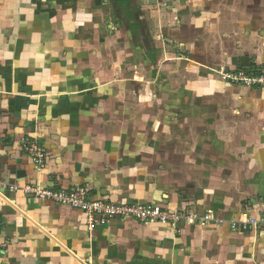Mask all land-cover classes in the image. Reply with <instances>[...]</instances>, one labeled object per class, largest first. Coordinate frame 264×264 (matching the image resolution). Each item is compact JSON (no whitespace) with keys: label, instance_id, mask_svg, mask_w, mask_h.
Returning a JSON list of instances; mask_svg holds the SVG:
<instances>
[{"label":"crops","instance_id":"obj_1","mask_svg":"<svg viewBox=\"0 0 264 264\" xmlns=\"http://www.w3.org/2000/svg\"><path fill=\"white\" fill-rule=\"evenodd\" d=\"M173 2L179 16L191 18L190 31L175 33L192 56L191 73L208 74L195 109L194 93L177 96L174 83L157 87L149 63L158 60L147 43L161 25L148 23L141 6L135 12L116 0H0V264H264V224L242 234L231 228L246 217L264 220V89L231 91L218 73L209 74L215 64L207 58L215 41L226 61L220 71L253 61L263 67L264 0ZM117 7L134 13L132 30ZM120 23L123 29L109 31ZM190 32L217 37L199 47L187 42ZM130 51L141 59L130 62ZM147 93L156 104L139 107L149 102ZM212 97L233 106L213 108ZM183 113L199 115L203 140L174 136L182 125L173 117ZM229 114L248 116L234 122ZM261 120L262 133L252 136L250 125ZM25 140L46 149L45 169L23 151ZM240 160L247 184L212 185L227 182L222 172H238ZM252 175L259 182L249 183ZM79 186L95 201L159 205L197 219L181 221L177 231L123 217L90 230L83 210L28 192Z\"/></svg>","mask_w":264,"mask_h":264},{"label":"rangeland","instance_id":"obj_2","mask_svg":"<svg viewBox=\"0 0 264 264\" xmlns=\"http://www.w3.org/2000/svg\"><path fill=\"white\" fill-rule=\"evenodd\" d=\"M111 1H113V0H111ZM117 1L119 2L120 0H116V2ZM128 1L130 3V9L134 10L135 12H136V10H139V6H141V8H144V10H145L144 14L146 15V18L147 19L151 18L150 21H148V23L151 21L152 22L153 21L154 22L159 21V23L161 25L160 27L156 26L157 27L156 29H154L155 27L153 28L152 34H153V36L155 34V36H157V37H153L152 38L153 40H151L150 43H147V44H149L148 49L154 48V50H152V49L151 50L155 52L156 60H158V62L155 64H153L152 62L149 63V61H148V63L151 65L152 70H155V72H157V75H159L160 81L158 82L157 87L159 89L160 88L163 89V86H167L168 84L173 85V83H174L173 88L175 89V91H173V92H175L177 96H180L181 92H185L186 93L185 95L189 94L188 95L189 97H190V94L194 93L195 97L192 99L190 106L194 109L199 108L198 106H202V105H200V103H202L201 97L204 96L203 92L205 90V87L209 86V84L207 83V80L205 81L203 78L207 77L208 74H205L206 76L198 75L196 73L192 75L193 72H192V70H190L192 63L190 61L186 60L188 58L190 59L192 56L190 54H188V50L186 49L185 45H183L184 42H182V40L178 38L179 35L175 34L178 32L179 29H183V28L188 29L189 27L185 23L189 22L191 18L188 19L185 16L184 17L179 16V13H178L179 6H176L177 4L174 5L173 0H128ZM105 3H106V1H105ZM178 5H179V3H178ZM186 5H183V2H182V7H186ZM128 6L129 5L127 4L126 7H128ZM232 6H234V4ZM119 9L117 7L116 16H119V15L124 16L126 18L127 23H128V28L129 29L131 28V30H132L133 27H135V26H133L131 24L130 20H133V19L130 18L129 15L134 14V13H131V11L125 10L126 14H124L123 13L124 9H121V11H119ZM139 19H141V17L138 18V21H139ZM134 20H137V19H134ZM125 24H126V22H125ZM123 28H124V23H120L118 25L113 24L112 28L109 27V31L114 33L115 31L121 30ZM189 31H190V28H189ZM233 31H236V30H233ZM148 32L150 34L149 29L147 30V33ZM194 35L195 34L191 33V32L187 33V36H186L187 42L194 41L199 45V47H201V44L204 43V40L205 41L211 40V39L215 40V38L217 37V36H213L214 34L209 35V36L206 35V37H203V39H204L203 40V39H200L198 37V35H195L196 37ZM138 37H136L137 40H139ZM157 41L160 43L159 44L160 46H158L157 44L154 43ZM212 43H213L212 44L213 49L211 48L210 55L207 58L209 61H212L215 65L211 66V67H214L213 68L214 70L212 72H210L209 74H211L212 76L213 75L215 76L216 74H214V73H218V75L215 76V79L217 81H222V83H224L223 85L226 88L228 87V89H231V91H232L233 90L232 86L235 87L236 85L232 84V82L229 78V75L233 74V72H236L238 70H244L247 67H242V68H238V69L237 68L232 69V68L227 67L226 70L220 71L221 69L218 68L217 65H219L223 62L226 63L225 57L224 56L222 57L223 53L221 51H220L221 52L220 53V52L214 50L217 48L216 42L213 41ZM219 47H222V46L219 45ZM150 49H149V51H150ZM143 51H144V49H143ZM130 53L131 54L130 55L128 54V56H127L130 62L133 61L132 59H137V61L139 59H141L138 57V54H136L135 51H130ZM203 53L204 52H200V54H202V56L205 57V55H203ZM113 54H116V52ZM199 56H201V55H199ZM129 61H127V62L129 63ZM252 63H255V62L253 61ZM144 64H147V63H144ZM222 65L223 66H221V68L225 66L224 63ZM129 66L130 65H128L127 67H129ZM250 66H248V67H250ZM140 68L141 69L139 70V72H141V71L148 72L143 67H140ZM145 68H146V66H145ZM163 69H165V70H163ZM208 71H210V69ZM130 74H133V73H130ZM147 74H149V73H147ZM224 75L225 76L227 75V77L225 78ZM212 81L214 84H216L214 79ZM201 84L203 86H201ZM170 89H172V87H170ZM147 96H148L147 99H149L148 100L149 102H147V103L146 102H142V103L139 102V107H140V105H143V104L144 105L149 104V103H151L152 105L156 104L153 100L154 98H152V96L149 93H147ZM159 101L161 103V95L159 97ZM190 101H191V98L187 102L189 103ZM180 102H181L182 108H184L188 104V103L184 104L183 99H181ZM219 102H220V105L224 104V106H227V107L233 106L232 100L225 99V100L221 101V100L213 99V97H212L211 101L207 102V104L214 108V107H218ZM241 102H242L241 100H240V102H234V105L239 106V104ZM241 105H243V103L240 104V107H241ZM188 106H189V104H188ZM190 114L187 115L186 113H183L181 116L179 114L174 115L173 118H174V121H176V123H178V127H179V125H182L180 130L178 132H176V134H174V136L175 137H180V136L183 137V135L185 134L187 136V138L190 137L192 139L194 138V140H203V138L198 137V135L201 134L199 129H198V125H199L198 116L199 115H194V114L190 115ZM213 114L214 113H210L209 116L214 117ZM225 115H227V114H225ZM228 116H231V114H229ZM245 116H248V114H241V115L237 114V116H235V117L231 116V118L234 117V122H236L235 118L238 122H242V118H244ZM225 118H227V117L225 116ZM210 123L215 125L214 119ZM226 124H227V122L224 120L223 126ZM229 126H230V124H229ZM234 127L236 128L237 126L235 125ZM250 128H252V130H250V131H252L251 132L252 136L257 135V133L261 134L262 131H260V130L263 129V121L261 120V121H259V123L253 122L250 125ZM217 129L222 130V128H220V127H218ZM223 132H225L224 129H223ZM243 132L244 131H242L241 133H243ZM144 134L146 135L147 133H144ZM150 139L153 142H155V140L152 137ZM223 140L229 141L230 140L229 135L224 134ZM239 162H243V161L240 160ZM213 163H215V162L213 161ZM243 164H244V162L241 163V166H239V169L237 170L238 172H236V170H227L225 172L224 171L222 172L223 178H225L224 180L227 182H223V180L221 178H219L218 181L214 180L212 185L213 186L217 185L218 187L221 185H224V186L228 185L229 187L231 186V187L236 188V187L244 186L245 184H247L248 180H246V178L240 179V177L244 173ZM226 165H227V167H226ZM224 167H226V169L228 168V162L224 163ZM259 178L254 177V175H252V177L248 178V179H250L249 183H255L256 181L259 182V180H260ZM245 180H246V182H244ZM260 198H261L260 195H257V199H260ZM245 201H247V200H245ZM250 204H253V203L250 201Z\"/></svg>","mask_w":264,"mask_h":264},{"label":"built area","instance_id":"obj_3","mask_svg":"<svg viewBox=\"0 0 264 264\" xmlns=\"http://www.w3.org/2000/svg\"><path fill=\"white\" fill-rule=\"evenodd\" d=\"M224 77L226 78L227 75H224ZM229 78L233 85L264 89V68L262 67H249L244 70H238L229 75ZM23 151L32 158L38 170L45 169L48 153L38 141L25 140ZM28 192L42 199H52L83 210L87 215L88 227L90 230L95 229L98 225H108L113 219L123 217L132 218L143 223H160L177 231L179 230L181 221L188 220L193 222L197 219L196 216H183L178 212H172L159 205L144 203L122 206L95 201L90 198L89 190L82 186L74 187L67 191L30 190ZM202 220H209V217ZM1 224L2 219L0 216V228ZM231 224L233 231L242 234L248 230L250 225L257 227L264 224V220H254L246 217L241 221H234Z\"/></svg>","mask_w":264,"mask_h":264},{"label":"trees","instance_id":"obj_4","mask_svg":"<svg viewBox=\"0 0 264 264\" xmlns=\"http://www.w3.org/2000/svg\"><path fill=\"white\" fill-rule=\"evenodd\" d=\"M127 4L129 5V6L127 7V9L129 10V9H130V3H129L128 0H120V1H119V5H120L122 8H123L124 5H127ZM135 32H136V31H135ZM136 33H137V32H136ZM250 65H251V67H256V66H257L255 63H251ZM263 67H264V65H263ZM263 67H262V68H263Z\"/></svg>","mask_w":264,"mask_h":264}]
</instances>
